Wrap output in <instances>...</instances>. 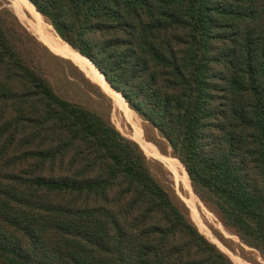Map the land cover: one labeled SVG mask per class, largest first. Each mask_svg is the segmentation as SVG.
Returning a JSON list of instances; mask_svg holds the SVG:
<instances>
[{"label":"trees","instance_id":"trees-1","mask_svg":"<svg viewBox=\"0 0 264 264\" xmlns=\"http://www.w3.org/2000/svg\"><path fill=\"white\" fill-rule=\"evenodd\" d=\"M27 2L264 260V0ZM49 48L0 5V264H235Z\"/></svg>","mask_w":264,"mask_h":264},{"label":"rangeland","instance_id":"rangeland-1","mask_svg":"<svg viewBox=\"0 0 264 264\" xmlns=\"http://www.w3.org/2000/svg\"><path fill=\"white\" fill-rule=\"evenodd\" d=\"M0 5L5 6L12 11L18 17L20 22L28 29V31L35 35L41 42L44 43L45 41L43 40V33L38 30L39 27H42L53 36H58L55 34L52 26L49 25L43 17H41L37 12L33 13L30 10L29 3L26 0H0ZM45 44L49 47L46 42ZM50 48L56 52L55 49L52 47ZM52 50L51 52H53ZM56 53L54 54H59L58 56L60 57L64 56L69 58L59 52ZM73 64L76 65L75 62H73ZM73 64L67 60L59 61V67H55L53 69V71L59 76L56 85L61 90L67 91L68 95H70L73 99L87 105L88 107L107 113L111 122L123 135L140 144L143 151L147 153L145 154L148 158H153L161 162L165 178L171 182V186L174 188L175 192L189 208L190 216L200 232L203 233L210 241L215 243L221 250L227 253L235 264H264V260L259 256L258 252L240 244L238 238L226 231L218 219L210 211H208L196 197L191 189L184 167L179 160L170 156V150L167 149L168 153L164 154L160 152L156 144L147 140L142 119L127 106L122 97L118 94L124 103V107L119 108L115 106L113 99L114 92L117 93L115 90L108 85L112 89L109 91V89L104 87L99 81L93 79L89 74H87V72L84 71V68L79 67L78 64L76 65L77 67H75ZM146 143L152 145L155 152L148 150L146 148ZM167 159H172L174 163H169Z\"/></svg>","mask_w":264,"mask_h":264},{"label":"bare ground","instance_id":"bare-ground-1","mask_svg":"<svg viewBox=\"0 0 264 264\" xmlns=\"http://www.w3.org/2000/svg\"><path fill=\"white\" fill-rule=\"evenodd\" d=\"M27 1V0H26ZM19 6V5H18ZM15 7V6H14ZM16 8V7H15ZM28 8V7H27ZM30 10L33 13H36L37 11H35L33 9V7L31 5H29ZM19 11V10H18ZM17 11V12H18ZM20 12V11H19ZM18 12V13H19ZM38 13V12H37ZM33 16V15H32ZM38 19V18H35ZM32 22V21H31ZM35 24V23H34ZM38 26V25H37ZM38 28V27H37ZM36 28V29H37ZM50 28V27H49ZM38 30H40V32L43 33V40L49 45V47H52L53 49L56 50V52H59L62 55H65L67 57H69L73 62L76 63V65L78 64L79 67L84 68L87 72V74H89L93 79L99 81L104 87H106L107 89L112 90L108 84L106 83V81L104 80V78L101 76V74L96 70V68L94 66H92L87 60L86 58H83L81 55H79L75 50H73L71 47H69L67 44H65L58 36H53L51 33L47 32L46 30H44L42 27H39ZM54 34V33H53ZM44 42V43H45ZM114 103L115 106L119 107V108H123L124 107V103L123 100L121 99V97L118 95V93L114 92ZM125 109V108H124ZM126 110V109H125ZM129 111V110H128ZM136 132V130H135ZM139 139V138H138ZM141 140V139H140ZM139 141V140H138ZM142 143V142H141ZM144 145V144H143ZM143 147V146H142ZM146 148L148 150H151L153 152H155V149L152 145L146 143ZM157 156V155H156ZM167 161L169 163H172L173 160L172 159H167ZM174 163V162H173ZM177 163V161H176ZM171 165V164H170ZM180 167V165H179ZM171 169V168H170ZM182 170V169H181ZM177 171V169H176ZM179 171V170H178ZM183 172V171H182ZM177 176V175H176ZM175 176V177H176ZM183 176V175H181ZM182 182V181H181ZM191 190V189H190Z\"/></svg>","mask_w":264,"mask_h":264},{"label":"water","instance_id":"water-1","mask_svg":"<svg viewBox=\"0 0 264 264\" xmlns=\"http://www.w3.org/2000/svg\"><path fill=\"white\" fill-rule=\"evenodd\" d=\"M82 56V55H81ZM85 58V57H84ZM87 59V58H86ZM88 60V59H87ZM89 61V60H88ZM90 62V61H89ZM100 72V71H99Z\"/></svg>","mask_w":264,"mask_h":264}]
</instances>
